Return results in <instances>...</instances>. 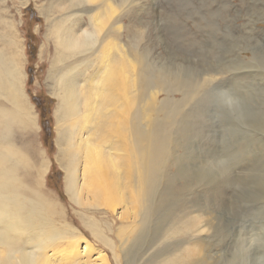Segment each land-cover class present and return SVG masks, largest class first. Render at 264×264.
I'll return each instance as SVG.
<instances>
[{"label":"rangeland","instance_id":"374dc122","mask_svg":"<svg viewBox=\"0 0 264 264\" xmlns=\"http://www.w3.org/2000/svg\"><path fill=\"white\" fill-rule=\"evenodd\" d=\"M78 1L0 0V58L9 72L19 70L29 109L28 117L14 103L10 81L4 77L0 172L12 173L18 199L34 209L41 230L62 237L53 244L87 241L95 251L93 260L99 254L106 264H126L127 258V264L144 263L149 258L146 250L157 240V229L164 233L175 216L187 213L200 230L162 238L155 245L154 258L204 245L201 259L208 253L209 264H264V69L248 66L255 57L264 58V0H137L132 16L121 21L119 42L128 47L130 41L157 69L178 74L180 81H189L182 83L188 87L208 78L214 83L187 103L184 89L174 86L179 91L171 99L173 105L179 102L182 111L173 130L171 165L159 186L173 178L178 193L152 221L147 238L125 245L130 252L126 259L120 244L131 235L128 227L138 218L131 213L129 219H121L126 208L120 201H130L124 182L119 194L101 198L97 182L96 189L91 188L83 177L81 154L76 196L66 190L69 134L75 132L71 142L76 147L85 141L80 125L88 108L81 95L77 112L69 114L61 100L72 80L80 87L87 85L83 78L91 70L85 68L93 71L99 64L95 40L86 47L73 42V33L91 28L85 19L80 20V28L73 25L77 18L91 14V6L82 1L80 6ZM51 69L61 71L57 79H49ZM166 98L164 92L159 95L160 102ZM7 155L8 160L2 161ZM128 209L133 211L131 204ZM135 226L136 231L141 228ZM20 240L28 243L25 249L32 255L39 251L34 246L43 244L42 236L28 232ZM58 258L55 264L63 257Z\"/></svg>","mask_w":264,"mask_h":264},{"label":"bare ground","instance_id":"6f19581e","mask_svg":"<svg viewBox=\"0 0 264 264\" xmlns=\"http://www.w3.org/2000/svg\"><path fill=\"white\" fill-rule=\"evenodd\" d=\"M80 1L85 6H91L88 10L91 14L87 18H77V21L75 20L77 23L74 24L73 21V25L80 28V20L85 19L88 21L91 31L89 28V30L76 31V34L73 33V42L86 47L95 40L93 44L99 45L96 55L99 58V64L93 68V71L90 67L85 68L91 70L90 73L88 72L90 75L83 78L87 80V85L80 87L77 80H72L65 98L61 100L69 114L77 112L76 102L77 100L81 101V95L88 108L86 120L80 125L82 130L79 128L87 135V138L83 139L85 141L76 147L71 142L75 132L71 131L69 134L71 163L65 177L66 190L72 196L74 195L73 198L76 196L79 156L81 154L83 177L87 184L94 188V183L97 182L100 186L98 190H101L103 194L101 198L112 192L119 194L124 182L127 187L124 188L129 189L130 201H120L126 208L121 219H129L131 213L138 218L135 224L128 227L131 230V235L123 239L120 244L123 248V258L126 259L130 252L124 249L125 245L130 242L137 244L142 241L147 236L152 221L163 210V206L170 204L174 194L178 193L173 178L167 179L162 188L159 186L172 157L173 146L176 144L173 130L178 115L182 111V107H178L179 102L173 105L172 94L175 90L184 89L182 95L187 103L199 98L214 83L212 78H208L199 82L195 87L185 86L182 83L189 81H180L178 74L154 67L147 55L138 52L130 41H128V47L119 42L121 32H123L121 21L132 16L131 8L136 5L137 0ZM82 4L80 6H83ZM75 6L78 7V4ZM128 36H132L131 31ZM1 59V86L5 84L4 77H7V80L10 81L8 87L11 98L14 96V103L27 112L28 108L25 106L24 99L26 95L21 87L20 72L16 67L14 71L12 70L13 72L11 70L9 72L8 66ZM248 66L254 69L255 67L264 69V58L255 57L248 63ZM74 70L76 69L73 68L72 71ZM84 71L86 72V70ZM59 72L56 73L51 69L49 79H57ZM176 85L179 90L174 87ZM163 92L166 93L167 98L160 102L159 95ZM27 115L29 117L28 112ZM71 126L78 125L73 123ZM4 157L2 161L8 160V155ZM179 172L181 175L183 174L182 169ZM162 182L164 181L162 180ZM15 186L18 189L12 173L9 170H2L0 172V264H55V261L61 256L63 262H57L58 264H106L104 256L99 254V257L93 260L95 251L87 241L77 240L68 242L66 245L58 244V242L53 244L54 241L60 240L62 237L56 236V239L55 235L50 233L51 231L41 230L38 220H35L34 209L28 208L25 202L18 199ZM129 204L132 205V212L128 209ZM189 215L187 213L180 217L175 216L174 221L172 220L173 225L167 231L165 229L164 233L163 229H157V240L149 245L150 247L145 252L149 258L142 264H209L206 257L208 253L201 259L200 251L204 249V245L202 248L196 245V250L185 248L170 253L166 251L154 258L156 255L155 245L159 240H163L162 238L171 239L200 230L193 219H187ZM138 223L141 228L137 227L138 231H136L135 225L139 226ZM26 232L42 236L43 244L34 246L36 249L38 248L37 252L41 253L32 255L25 249L28 243L20 239ZM121 233L123 234L124 231ZM198 248L200 249L198 250ZM49 250H51V254H48ZM198 255L199 259H197ZM150 256L154 259H151ZM127 260L128 258L126 264Z\"/></svg>","mask_w":264,"mask_h":264}]
</instances>
